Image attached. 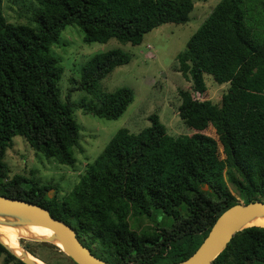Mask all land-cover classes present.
Listing matches in <instances>:
<instances>
[{"label": "trees", "instance_id": "1", "mask_svg": "<svg viewBox=\"0 0 264 264\" xmlns=\"http://www.w3.org/2000/svg\"><path fill=\"white\" fill-rule=\"evenodd\" d=\"M0 0V195L23 199L69 224L84 246L111 264H175L187 259L217 217L241 201L264 202V32L249 11L261 0H220L177 55L176 69L191 84L179 89L178 111L194 129L170 136L156 114L138 133L119 129L68 194L34 176L10 174L6 151L19 135L37 154L74 166L79 146L74 107L117 119L132 103L129 87L112 92L100 81L130 61L119 48L92 56L74 89L92 99L63 101V71L51 47L67 25L87 43L115 38L137 45L165 24L185 23L192 0H33L27 22H11ZM253 7H252V6ZM258 14L260 12H257ZM226 84L220 101L206 99L204 75ZM75 82L74 79L71 80ZM192 122V123H191ZM229 181L238 198L229 190ZM207 187V188H206ZM54 188L53 196L48 190ZM151 227L135 229L131 219ZM138 225V224H137ZM21 246V245H20ZM23 248L46 264H76L58 246L26 241ZM52 249L55 259L37 253ZM5 264H25L0 242ZM211 264H264V227L233 234Z\"/></svg>", "mask_w": 264, "mask_h": 264}, {"label": "rangeland", "instance_id": "2", "mask_svg": "<svg viewBox=\"0 0 264 264\" xmlns=\"http://www.w3.org/2000/svg\"><path fill=\"white\" fill-rule=\"evenodd\" d=\"M192 1L194 7L187 22L162 24L145 34L141 43L137 45L122 43L115 38H110L104 43H87L83 40V32L78 26L67 25L61 32L59 41L51 47L52 53L59 59L63 68L58 83L61 99L63 101L69 99L72 103H78L82 98L85 101L91 100V95L86 91L74 89V85H77L76 82L80 79L81 66L97 53L119 48L130 55V61L115 67L100 81V85L108 92L123 86L129 87L133 90V101L117 119L93 115L87 109L88 105L74 107V120L80 133L79 146L73 148L76 159L74 166L59 164L42 154H37L22 137L15 136L13 145L7 149L5 156L10 174L34 176L41 183L51 182L61 191L60 195L64 196L79 180L87 164L101 154L112 136L121 128H127L131 133H138L150 125V114H156L170 136L194 132L178 111L180 105L178 91L189 88L191 82L176 69L178 65L176 57L186 48L188 38L220 0ZM261 1L257 8L249 11L248 23L257 16L260 20L257 30L264 32V0ZM250 2L251 0H245L247 7ZM252 2L254 3V0ZM28 3H32V6L36 5L33 0H4L3 14L11 22H27L24 21L23 16L29 15L26 8ZM72 79L75 82H72ZM204 80L207 86L205 98L213 103L219 102L222 93L226 90V84H218L206 74ZM227 185L232 194L238 198L234 185L229 181ZM51 189L53 190L49 189L48 194L53 196L55 189ZM131 223L136 230L151 227V222L146 218H141V222L131 219ZM14 238L21 247L26 241H35L31 239L33 237L27 236ZM35 250L37 253L46 254L51 260L56 258L52 249L42 250L35 246ZM0 264H5L2 258Z\"/></svg>", "mask_w": 264, "mask_h": 264}, {"label": "water", "instance_id": "3", "mask_svg": "<svg viewBox=\"0 0 264 264\" xmlns=\"http://www.w3.org/2000/svg\"><path fill=\"white\" fill-rule=\"evenodd\" d=\"M207 188V187H206ZM53 190V189H50ZM49 197L51 195L48 194ZM1 224L44 225L53 231L50 237L31 238L35 241L50 242L57 245L76 264H111L95 256L89 248L84 246L77 237L76 231L66 222L54 218L48 209L23 199L0 195ZM257 217H264V202L252 201L246 204L238 202L224 210L211 226L208 234L198 248L185 260L175 264H211L214 258L227 246L234 233L242 230L250 221ZM0 242L5 248L21 259L25 264H37L25 255L14 253L9 246Z\"/></svg>", "mask_w": 264, "mask_h": 264}, {"label": "bare ground", "instance_id": "4", "mask_svg": "<svg viewBox=\"0 0 264 264\" xmlns=\"http://www.w3.org/2000/svg\"><path fill=\"white\" fill-rule=\"evenodd\" d=\"M7 219L0 216V220ZM248 225H258L264 227V217H257L250 221ZM53 231L51 228L38 225V224H24V225H7L0 223V240L10 247V249L17 255L23 256L26 251L20 244L15 240V236H27V237H50ZM60 245L59 241L55 242ZM27 256L37 264H46L43 260L37 258L36 256L27 253Z\"/></svg>", "mask_w": 264, "mask_h": 264}]
</instances>
